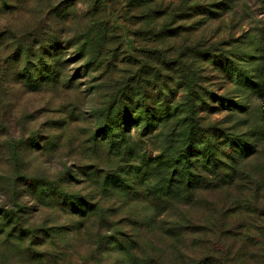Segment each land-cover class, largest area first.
Listing matches in <instances>:
<instances>
[{
	"label": "rangeland",
	"instance_id": "1",
	"mask_svg": "<svg viewBox=\"0 0 264 264\" xmlns=\"http://www.w3.org/2000/svg\"><path fill=\"white\" fill-rule=\"evenodd\" d=\"M27 2L0 5V33L39 44L56 24L47 9L67 10L117 77L78 75L85 60L68 67L75 89L58 103L0 90V264H175L199 227L208 258L242 248L264 264V241L243 242L264 237V0H39V17ZM133 96L146 100L136 118L121 113ZM99 128L107 142H96ZM109 171L123 192L96 188ZM169 182L231 186L184 200L193 222L177 232L191 233L184 247L167 230L175 219L166 224L179 207L158 204ZM79 199L97 216L82 221Z\"/></svg>",
	"mask_w": 264,
	"mask_h": 264
},
{
	"label": "trees",
	"instance_id": "2",
	"mask_svg": "<svg viewBox=\"0 0 264 264\" xmlns=\"http://www.w3.org/2000/svg\"><path fill=\"white\" fill-rule=\"evenodd\" d=\"M9 1L16 3L17 6L20 4L23 10L25 9L26 0H0V5L5 8L7 7V3ZM38 2L39 0H28L26 12L28 16L39 17V14H36L35 11ZM71 6L72 5H69L67 9H69ZM46 13V16L48 18H52L56 24L54 28H42L43 40H41L39 44L35 43L33 45L27 46L22 45L19 42L17 43V41L12 38L9 32L0 33V52L9 50L7 52L8 54L3 56L2 59H0V63L4 65L3 73L0 76V90L10 92L11 95L16 98V102H19V97L24 95L37 96L41 94H52L56 95L53 96V100L57 101L55 103H58L60 101V97L58 96V94L64 93L66 90L75 89V79L69 76L68 73L72 71L68 70V67L70 66V64L80 63L85 60H87L86 64L85 66H82L79 71H77L78 75H84L86 71H88L90 75H93L95 73H101V75H103L105 73L106 75H103V77H105L106 79L105 81H110V83L113 84V80L117 77V66L116 64H112L109 59L105 60V57H107L105 53L96 55L95 50L90 49L92 45L90 40L94 38L95 34H92L91 31H89L87 34L86 29L83 30V32L81 33L74 32L73 22L69 19V14L67 13V10L48 8ZM121 82L122 81H118L113 86L119 87L121 85ZM125 85V87L128 86L127 83H125ZM130 92L131 90L121 91V95L124 97L126 95L131 96L133 93ZM124 97H122V99H124ZM137 99L138 96H133L132 100H130L132 106H123L121 113H127L128 117L130 116V114L133 113V117H139L141 111L143 110L141 105L146 100L139 99V101H137ZM50 100H52V98H50ZM24 117L27 118L28 113H24ZM97 135L100 136L95 139L96 142L100 144V142H102L103 140L106 141V139L102 138L104 134L100 128L97 130L94 136ZM96 149L100 151L102 147H98ZM16 157L17 156L15 155L9 156L7 157V161L12 160ZM107 173L108 175L101 179L102 182L92 180L93 182L97 181L96 188L101 189V191L105 189V191L112 190L118 193L123 192L125 188H122L124 186L118 183L117 178L119 177L115 176L112 171H109ZM87 175V177L96 176V174ZM72 179L73 178L68 174L65 183H71L73 181ZM170 183L171 182H169V184H165L160 189V200H158V204H160V206L167 205L170 208L176 207L177 205V207H179L180 213L173 217H170V215L167 217L168 221L166 224L169 223L170 219H175L173 222H170L168 224L169 228L167 230L174 232V236H172V239L175 238L176 245L180 244V247H184L190 242L191 233H188L187 231L191 232L196 229L197 231L193 232L192 235L199 236L196 241L193 240L190 243V246L192 247L193 251H189V253H187L186 251L179 252L180 255L176 256L175 264H255V262H253L252 253L256 254L257 252H260L259 250L248 252V250L243 251L242 248H240V250H237L235 253L231 251L234 255L231 258L227 253L223 254V257L220 255L219 259L208 258L203 253L202 248V245L206 247L205 239L208 234L205 233L206 231H204L206 229L202 227L192 228L181 234L177 233L180 228L183 227L185 229H189L188 225L193 224V222L190 220L191 216L187 215L188 212H185L182 208L189 206V204H187L189 202L185 203L184 200H189V198H193L195 193H201L202 191H222L223 193L224 190H226L228 192L229 188L231 187L230 185L213 190H208L209 188L200 190L199 188L193 187L184 191L183 189L175 188L172 183ZM124 193H126V191ZM72 199L73 198H71L69 201L71 202ZM78 201L81 202L80 207L82 210L79 214L77 211L76 215H78L82 221H90L93 217L97 216L98 210L95 204H90L86 200L81 201V199H79ZM190 206H192V204H190ZM192 208L194 207L192 206ZM2 213L4 214L5 212ZM171 215L174 214L172 213ZM206 221L209 225L210 217L208 218V220L206 219ZM166 224H163V227ZM249 234L252 233L249 232L247 235ZM166 235L169 239V235ZM247 235L243 242L247 243L252 241V243L255 244L256 247L264 241V237L257 239L254 237L256 239L255 241L252 238L249 239ZM262 235L264 236V233H262ZM203 239L204 244L202 242ZM170 241L172 242L173 240ZM112 245V249H115V247L117 246L116 244ZM220 253L221 252H219V254ZM229 258L230 260L228 261Z\"/></svg>",
	"mask_w": 264,
	"mask_h": 264
}]
</instances>
